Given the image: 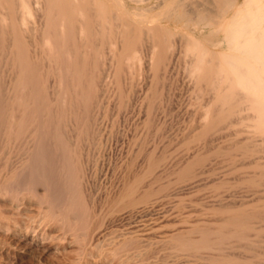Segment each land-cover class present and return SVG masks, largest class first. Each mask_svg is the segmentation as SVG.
I'll return each instance as SVG.
<instances>
[{
    "label": "rangeland",
    "instance_id": "obj_1",
    "mask_svg": "<svg viewBox=\"0 0 264 264\" xmlns=\"http://www.w3.org/2000/svg\"><path fill=\"white\" fill-rule=\"evenodd\" d=\"M109 1L100 0L109 7V13H114L112 18L122 12L128 19L134 9V4L129 0H120L122 3L117 0L118 8ZM13 2L17 7L13 20L19 32L18 38L25 48L24 61L30 67V63L34 64L33 67L35 64L38 66V76L41 75L38 81L43 80L41 83L44 84L37 81L35 86L38 88H35L41 93L39 96H44L51 105H48L51 109L50 124L59 134L58 140L62 142L59 145L65 146H58L59 152H65L71 160L67 171H64L65 175L62 173L60 177L57 174L58 181L69 184L66 196L72 193L78 196L77 199L80 198L86 220L82 221L81 217L79 221L74 212L70 213L72 215L61 213L60 206L56 204L49 208L45 202L49 196L41 181L22 178L19 181L10 180L11 183L7 184L10 189L0 196V264H199L192 258L178 254L163 238L177 231H186L196 223L214 229L221 224L220 219L225 217L226 211L229 212L228 208L241 211L245 207V211L246 207L252 210L250 207L253 206L257 212L259 204L263 206V199H254L252 193L258 187L252 185L257 180L256 184L260 181L264 183V159L261 161L262 169L253 168L244 162L242 147L257 132L255 127L258 122L255 119L260 114L254 109L262 105V102H258L264 97L258 96L252 100L253 90L246 97L233 72L227 67L199 72L194 64L202 56V53L192 49L196 42L209 50L203 56L205 61L212 59L222 64V57L214 48L218 40L225 42L222 32L211 30L202 33L203 26L191 21L186 26L194 33L188 35L181 25L158 19L151 26L170 32L163 51L164 62L162 60L155 69L158 57H151L152 40L146 33L149 26L146 21L135 17L129 19L133 24H138L143 33L135 54H131L130 58L124 56L121 63L116 57L120 48V37L116 32L118 26L113 23L118 21L111 19V23L107 22L103 27L92 22L89 26L95 31L92 42L94 36H99L93 44L100 46V52L97 51L98 59L88 60L87 71L92 70L94 82L90 99L85 104L77 100L73 93L77 87L74 78L69 79L70 74L64 73V82L59 83V74L55 71L60 67L49 61L50 46L43 40L46 23L44 0ZM156 2L150 0L141 7L147 11L149 9V12L145 11L146 14L153 15L160 11ZM0 11V100L6 102L12 97L8 91L15 77L9 60L13 38L10 35L11 25H8L10 19L7 20L9 16H4L5 9L0 8ZM77 18L80 19L79 15ZM101 30L102 34L98 35L97 31ZM75 36L76 41L84 42L81 34L77 32ZM67 44L72 50L74 44L71 41ZM75 45L78 49V42ZM160 48L157 47L156 52L159 53ZM95 67L97 74L93 70ZM211 76L222 78L216 85L223 88L232 85L238 92L233 100L214 106V111L211 110V103L218 90L213 89L211 83L206 82L208 80L198 81V78ZM42 87L43 91H40ZM55 90L61 92L59 103ZM38 99L40 104L42 97ZM220 110L225 116L221 122H215V115ZM24 138L8 143L11 154L13 151L15 154L19 148L20 151L25 149ZM235 146L241 149L237 150ZM13 154L11 163L15 161ZM191 163L189 174L181 175V171ZM57 165L62 167L63 164ZM61 167L63 171L64 166ZM252 168L256 175L248 172ZM244 171L249 175L243 174ZM259 173L262 174L261 178ZM251 176L254 182L248 181V178L253 180ZM69 186L74 189L71 190ZM130 186L134 187V193L128 197L124 191ZM146 190H149V194L140 202ZM15 195L17 199L14 200ZM130 197L136 201L132 207L126 206ZM262 206L258 210L261 216L264 215ZM76 216L78 221L74 219ZM80 222L86 225L83 223L82 228ZM252 223L258 224L256 219H252ZM128 238L141 243L138 244L142 253L126 261L123 255L112 254L111 250L116 242ZM145 244H148L147 247Z\"/></svg>",
    "mask_w": 264,
    "mask_h": 264
},
{
    "label": "bare ground",
    "instance_id": "obj_2",
    "mask_svg": "<svg viewBox=\"0 0 264 264\" xmlns=\"http://www.w3.org/2000/svg\"><path fill=\"white\" fill-rule=\"evenodd\" d=\"M118 1L110 0L109 2L114 5L115 8H118L116 7ZM149 1L150 0H129V2L134 4V9L132 11L130 9L131 13L129 12L130 15L127 17L128 19H126L124 17L126 14L122 12V14H119L120 17L114 16V18H112L111 16L114 13H109V11H111L108 9L109 7H106L100 2V0H44L46 23L45 30L43 31V40L46 45L50 46L49 51L48 48H46L45 52H50L51 58L49 61L54 62L58 68L60 67L58 71H55V73L59 74V83L64 79V73L68 75L70 74L69 79H71V77L74 78L77 87L74 88L75 90L73 93L76 95L77 100L86 104L90 99L94 79L92 78V70L90 72L87 71L88 60L90 58H93L94 60L95 58L98 59L96 56L97 51H99L98 47H100L99 45L97 47L96 44H93L96 37L99 36H94L95 40L92 42L95 31L93 32L92 27L89 28V26H91V23H94V21L97 23L96 25L99 24L102 27L104 24V26H106L108 24L107 22L111 21V19L118 21L117 23L113 21L114 24H117L116 27L118 26L115 28L120 37V41L117 40L119 41L118 43H120V46H117L120 48H118L119 50L117 54H115L121 63L124 56L130 58L131 54L132 56L135 54L140 35L143 33V30L138 24L136 25L129 21V19L131 20V17L140 18L142 21H146V24L149 25L146 33L150 36V39H148L150 41L152 40L151 57L155 55L158 57L154 64L155 69H157L160 63H162V60L164 62L165 46L170 32H167L165 29L163 30V28L156 27L155 25L151 26V24L155 21L157 22L158 19H164L169 23H177L178 25H181L184 28L185 33L188 35H193L194 33L192 30H188V26H186L191 21H193V23L195 21L199 23V25L201 24L200 27L203 26V30H201L202 33L206 34L211 30H215V33L222 32L225 42L222 43L218 40L214 47L222 57V64L213 61L212 59L205 61L203 56L208 53L209 50L200 42H196L193 43L192 49L194 52L202 53V56L194 62L195 68L199 72H209L216 67H227L233 72L234 77H236L238 81L239 87L245 91L246 97L250 94V90H253L252 100L258 96L261 98L264 97V0H242L241 3L238 2V0H157L156 4L158 8H160V11L153 15H148L145 12L147 9L142 8L141 6L146 5ZM14 3L13 0H0V8L5 9L6 14L3 12L4 16H6V18L9 16L7 20L10 19V24L8 25H11L10 35L13 38V43L10 46L11 59L9 60H11L12 73H15L14 79L12 78L13 80L10 82L11 88L8 91L12 97L7 99L6 102L0 100V196L8 191L6 189H10L7 184H10L13 179L14 181H19L21 178L26 181L39 180L46 187L45 193L49 198L47 197V201L45 202L49 204V208L52 209L56 204L60 206L61 213L66 214L67 212L70 214L74 212L75 215H78L79 221H81V217L83 218H81L82 221H84V219L86 220V217L84 218L85 214L81 205L82 203L79 200L80 198L77 199L78 196L76 197L72 195V193L71 196H66V187H68L69 184L60 180L58 181L59 178H57V174L61 177L62 173L64 174V171H67V165L69 163L71 164V160L65 152L64 154L59 152L58 146H62L59 145L62 142L60 143V139L58 140L59 134L50 124L49 114L51 111L49 110L51 109L48 107L49 104L44 96H39L41 93L38 92V87L35 86L39 80L38 78L41 76H38V69L36 68L38 66L35 64L33 67L34 64L30 63L32 65L30 67L28 65L29 63L26 64V61H24L26 60L24 53L25 48L18 38L19 32L17 33L16 23L13 20L17 9V7L15 8ZM137 5H140V7H136ZM24 8L26 7L24 6ZM124 10L126 11V9ZM147 12H149V9ZM78 15L80 19L77 18ZM111 25L112 24H110V26ZM96 28H98V26H96ZM105 29L108 30L109 28L105 27ZM103 30L100 32L97 31L98 35L99 33L102 34ZM107 30L106 33L108 34ZM91 31L93 32L92 34ZM158 31H160V34ZM77 32L81 34L84 39V44L82 43V40H80V42L76 41L75 33ZM187 40L188 37H186V41ZM69 41L74 44L71 47L74 51L72 52L73 54H71L72 50L69 49V44H67ZM77 42L79 44L78 49L75 45ZM187 42L189 47V41ZM94 45H96V47ZM160 46L162 51L160 50L158 53L156 52V49ZM112 49L113 47L111 44L110 50ZM112 52L113 51H111V54L113 55ZM212 52L214 53V51ZM47 57L49 59V56ZM134 57L136 58V56ZM134 57L132 58L135 59ZM117 59L115 62H117ZM94 69H96V67L93 68V70ZM95 73L97 74L96 71ZM199 80H208L206 82L211 83L210 86H212L213 89L218 90V92L214 94L213 102L211 103V110L213 111L215 109L214 106L216 107L218 103L233 100L238 95L236 88L232 85L225 88L216 85L219 80H222L219 76L198 78V81ZM42 81L38 82L41 83ZM41 84H38V86H41ZM83 85L85 86V89ZM41 89L42 90L40 91H43V87ZM55 96L56 101L59 103L61 97L60 90L56 91ZM38 97H42L40 104ZM261 102L262 105L254 109L256 113L260 114L259 117L255 119L258 122V125L255 127L257 132L254 133L255 135H252V138L248 139L249 136H247L248 141L246 140L243 145L244 147H242V153L244 155L242 158L244 162L246 161L248 162L246 164L259 169L261 168V161L264 159L262 156V154H264V100H260L258 104ZM227 112L230 113L229 111ZM213 115H215L214 112ZM224 116L225 113H223L222 110L218 111L214 118L215 122H221ZM20 137H25L26 146L28 144L30 148L28 147V149L24 144L25 149L27 148L26 150L22 147L24 149L22 151H20L21 148H19L15 154H13V151L12 154L14 155L13 157H15V161L11 163L12 154L8 145L11 143V140H19ZM255 138L257 139L256 141L254 140ZM256 142L260 143L256 144ZM62 147L65 146L63 145ZM235 147L237 150L241 149L240 147ZM234 155L233 157L235 159L236 157ZM240 162H242V160H240ZM57 164H63L62 167H64L62 168ZM191 165L192 163L187 165L185 169L181 171V175H188L189 173L187 172L191 169ZM60 167L63 171L60 170ZM253 168L252 171L248 172H253ZM245 172L246 171H244L243 174L246 175ZM261 173H259L260 178L263 174ZM254 174L256 175L257 173ZM251 178L253 179L252 176ZM254 178L257 179L256 177ZM248 181L254 182L255 180H250L248 178ZM257 181L255 182L257 183ZM256 183L253 184L252 187L257 185L258 188L256 187L257 190L252 194L254 199L262 201V199L264 200V183L261 181L260 183L258 182L259 184ZM27 185L28 184H26V186ZM70 188L71 190L74 189L72 186ZM124 192H127L128 197L132 196L134 193V187H126V191ZM148 194L149 190H146L143 197L140 199V202L144 201ZM16 196L17 195L13 196L14 200L17 199ZM130 198L128 203H126V206L132 207L136 204V201L132 197ZM13 199L12 202L14 201ZM263 202V206L261 203H258L260 206L257 205L260 210V207L262 206L264 211ZM258 206L256 207L258 208ZM244 208L245 207H243L241 211L238 209V211H235V208V210L231 209V211L230 208H228L229 212L226 211L225 217H223L222 220L220 219L221 224L217 222L220 224L219 226L216 225V227L218 226L217 228L213 227L214 229H212L204 224L199 225V223H196L190 228L188 227V230L186 231L176 232L174 230L176 233L166 236L163 239L166 240L165 243L167 242L178 254L187 258H192V261L199 264H264V215L261 216L258 213L259 209L256 212L253 206L250 207L253 211L246 207L245 211H249L245 212L243 211ZM224 211L225 209L223 212ZM66 217L69 218L68 214ZM74 219L77 220V216ZM252 219H256L258 224H253ZM66 220L68 221V219ZM74 223L75 222H73L72 225H74ZM83 223L84 222H80L82 228L84 224L86 225V223ZM79 227L80 226H78V228ZM86 231H88V229H86ZM94 231L95 233H98L97 230ZM131 238L124 241L120 240L122 241L120 243L116 242L117 244H114L115 248H112L111 250L112 254H121L126 261L133 258V256L139 257L142 253V248L140 246L141 243ZM146 247L144 246V248Z\"/></svg>",
    "mask_w": 264,
    "mask_h": 264
}]
</instances>
